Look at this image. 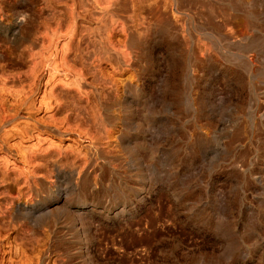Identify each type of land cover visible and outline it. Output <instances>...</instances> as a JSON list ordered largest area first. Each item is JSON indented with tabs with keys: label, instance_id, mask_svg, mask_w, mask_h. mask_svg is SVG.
Masks as SVG:
<instances>
[{
	"label": "rangeland",
	"instance_id": "obj_1",
	"mask_svg": "<svg viewBox=\"0 0 264 264\" xmlns=\"http://www.w3.org/2000/svg\"><path fill=\"white\" fill-rule=\"evenodd\" d=\"M0 264H264V0H0Z\"/></svg>",
	"mask_w": 264,
	"mask_h": 264
},
{
	"label": "bare ground",
	"instance_id": "obj_2",
	"mask_svg": "<svg viewBox=\"0 0 264 264\" xmlns=\"http://www.w3.org/2000/svg\"><path fill=\"white\" fill-rule=\"evenodd\" d=\"M90 151H91V149H90ZM96 151V150H95ZM91 156V155H90ZM92 157V156H91ZM86 175V174H85Z\"/></svg>",
	"mask_w": 264,
	"mask_h": 264
}]
</instances>
